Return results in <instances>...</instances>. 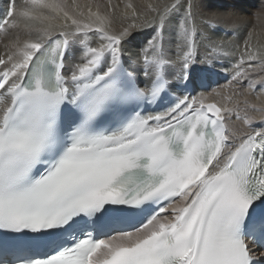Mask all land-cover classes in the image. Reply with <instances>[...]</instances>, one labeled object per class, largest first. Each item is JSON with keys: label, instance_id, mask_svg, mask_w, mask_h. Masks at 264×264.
Masks as SVG:
<instances>
[{"label": "snow or ice", "instance_id": "6c2138e0", "mask_svg": "<svg viewBox=\"0 0 264 264\" xmlns=\"http://www.w3.org/2000/svg\"><path fill=\"white\" fill-rule=\"evenodd\" d=\"M70 7L8 0L0 13V34H16L0 57V264H264V128L237 139L225 124L233 109L206 96L145 114L172 77L186 90L212 72L223 49L202 26L227 36L228 14L204 15L200 0L148 3L158 24L141 49V87L138 61L123 57L144 25L115 32L109 15ZM244 60L233 80L248 76Z\"/></svg>", "mask_w": 264, "mask_h": 264}, {"label": "bare ground", "instance_id": "6f19581e", "mask_svg": "<svg viewBox=\"0 0 264 264\" xmlns=\"http://www.w3.org/2000/svg\"><path fill=\"white\" fill-rule=\"evenodd\" d=\"M17 7L23 5V0H15ZM72 7L69 8L70 14L79 15L84 13L81 18H86L91 9L92 12L99 11L101 14H107L112 19L111 30L119 32L122 27L127 26L133 20L138 25L132 32L131 43L126 45L124 52V60H137L135 65L137 69L138 80L143 87L146 78L139 69L142 64L139 63L141 49L147 46L149 40L156 35V25L158 24V13L150 12L147 9L148 3H153L161 11L166 4L172 0H67ZM201 11L204 15L220 13L228 14L226 17L230 23L224 25L229 35L224 36L222 32L211 33L206 27L202 26L205 35H211L215 38L216 43L222 46L221 58L214 64L210 74L195 78L192 83L185 85L172 77L171 90L177 95H189L190 97L199 98L206 96L208 102H214L218 106L233 109L230 113H225V124L229 133H235L238 139L243 133H251L264 128V85L260 81H264V0H200ZM128 3H132L136 9V16H132L131 9L126 8ZM8 4V0H0V13H2ZM97 5L100 7L97 8ZM179 17H175L178 19ZM175 19L171 25L164 28L163 47L166 50L175 51ZM54 23L62 24L63 20H57ZM70 24V21L68 22ZM15 33L4 36L0 34V57L6 58V44H9L15 37ZM20 38H25V33H20ZM247 41V48L245 42ZM95 46V42H93ZM248 52H256L258 59L248 61ZM205 42L201 39L197 49V59L201 60L205 57ZM245 60L242 67L248 70V76L233 80L235 66L240 62L241 57ZM175 58V57H173ZM68 64L79 62V52L73 56H69L66 60ZM126 64V67H129ZM252 68L249 69L248 65ZM203 67V65H198ZM2 67V66H0ZM131 70V68H130ZM170 72L174 71L169 69ZM256 81L254 87L250 88L249 83ZM216 81H214V79ZM208 86L203 85L204 82ZM255 105V108L252 107ZM165 111V110H164ZM163 111V112H164ZM239 112L241 119L236 118ZM247 115L252 117L251 125H246L243 117ZM162 215H171V209ZM251 246H253L251 244ZM254 247V246H253Z\"/></svg>", "mask_w": 264, "mask_h": 264}, {"label": "rangeland", "instance_id": "374dc122", "mask_svg": "<svg viewBox=\"0 0 264 264\" xmlns=\"http://www.w3.org/2000/svg\"><path fill=\"white\" fill-rule=\"evenodd\" d=\"M216 81V79H214Z\"/></svg>", "mask_w": 264, "mask_h": 264}]
</instances>
